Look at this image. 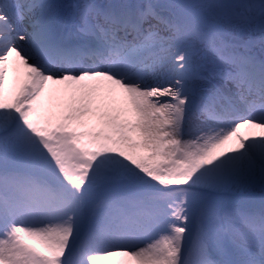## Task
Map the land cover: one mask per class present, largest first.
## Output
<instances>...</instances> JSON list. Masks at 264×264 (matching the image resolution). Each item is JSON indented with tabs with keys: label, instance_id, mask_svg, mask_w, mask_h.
Returning <instances> with one entry per match:
<instances>
[{
	"label": "snow or ice",
	"instance_id": "1",
	"mask_svg": "<svg viewBox=\"0 0 264 264\" xmlns=\"http://www.w3.org/2000/svg\"><path fill=\"white\" fill-rule=\"evenodd\" d=\"M116 256L264 264V0H0V264Z\"/></svg>",
	"mask_w": 264,
	"mask_h": 264
},
{
	"label": "bare ground",
	"instance_id": "2",
	"mask_svg": "<svg viewBox=\"0 0 264 264\" xmlns=\"http://www.w3.org/2000/svg\"><path fill=\"white\" fill-rule=\"evenodd\" d=\"M65 2H67V0H65ZM245 130L242 129V132H244ZM127 258L125 257H120V256H116V257H111L108 260H105L108 263H112V264H124V261Z\"/></svg>",
	"mask_w": 264,
	"mask_h": 264
},
{
	"label": "rangeland",
	"instance_id": "3",
	"mask_svg": "<svg viewBox=\"0 0 264 264\" xmlns=\"http://www.w3.org/2000/svg\"><path fill=\"white\" fill-rule=\"evenodd\" d=\"M102 264H112V263H108V262H106V261H103Z\"/></svg>",
	"mask_w": 264,
	"mask_h": 264
}]
</instances>
